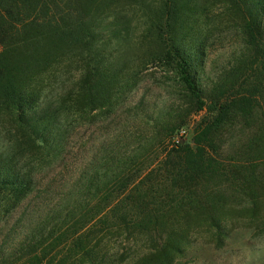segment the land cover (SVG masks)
Masks as SVG:
<instances>
[{
	"label": "trees",
	"instance_id": "trees-1",
	"mask_svg": "<svg viewBox=\"0 0 264 264\" xmlns=\"http://www.w3.org/2000/svg\"><path fill=\"white\" fill-rule=\"evenodd\" d=\"M218 6L233 17L246 49L205 88L206 39L194 49L184 44L198 18ZM263 17L264 0H0V123L9 127L0 133L19 140L16 150L8 145L0 152V264H101L99 240L131 229L170 255L182 233L170 231L173 243L165 242L161 207L175 210L179 202L196 205L191 210L216 226L213 196L202 187L226 179V172L208 150L215 152L216 139L236 123L250 128L254 115L264 119ZM151 67L181 96L158 115L146 113L145 97L124 108ZM201 112L210 119L187 145L179 133ZM116 119L122 125L113 139L93 147L68 181L69 145L78 130ZM251 140L245 154L264 155L263 135ZM155 151L160 162L149 159ZM21 156H28L22 165ZM56 165L43 183L39 176ZM248 166L245 183L264 176V168ZM228 172L235 181L241 175ZM148 200L163 206L148 208ZM131 204L153 222L130 225ZM118 207L125 209L119 227L107 225V213ZM96 226L102 236L91 245L87 231Z\"/></svg>",
	"mask_w": 264,
	"mask_h": 264
},
{
	"label": "rangeland",
	"instance_id": "rangeland-1",
	"mask_svg": "<svg viewBox=\"0 0 264 264\" xmlns=\"http://www.w3.org/2000/svg\"><path fill=\"white\" fill-rule=\"evenodd\" d=\"M197 21L198 28L187 36L184 45L188 49H194L200 41L206 39L204 43L206 59L201 77L203 87L210 88L211 83L216 81L222 72L234 65L233 60L238 58L246 47L233 27V17L225 15L223 9L219 6L212 9L209 14L204 13L202 19L198 18ZM140 34V28L133 31V40L136 41ZM130 63L136 65L135 59L134 61L132 59ZM142 74L144 75L142 83L128 97L124 108L134 107L142 97H145L146 113L158 115L162 114L164 109H169L172 103L181 96L170 85L167 77L155 68L151 67ZM209 119L210 117H207L205 112L191 115L183 127L185 133L182 137L183 143L191 145L200 131L198 129L199 124L209 121ZM252 120L255 123H250V128L240 122L224 131L216 139V144L213 146L215 152L211 149L208 150L211 158L226 172V179L213 178L212 181L202 187L204 193L213 196L211 201L214 202L218 219L216 226H213L197 210H191V207L197 208L194 204L179 202L177 205H181L175 210L170 209L169 206L161 207L165 213L164 218L161 220L166 233L162 235L165 242L170 240L169 243H173L171 238H167L170 231L174 230L182 233L176 240L177 252L170 255L158 254L155 251L156 244L151 243L149 238L140 232L138 234V230L130 228L129 233L106 235L102 240H99L101 243L97 252L101 264H264V176L261 177L259 174L256 183H245L249 178V176L246 178V172L253 168L248 164L253 165L254 168H264V155L245 154L246 147L252 144L254 140L251 139L254 136L263 135L264 137V119L254 115ZM118 123L122 125L121 120L116 119L111 122L99 123L96 126H84L78 130L69 145L68 165L70 166L71 175H69L68 181L75 180L76 168L81 169L87 163L93 147H97V145L111 138L113 139L119 129ZM131 127L130 122V130ZM8 128L7 124L0 123V130H8ZM17 143H19V140L15 142L14 137L6 138L4 134L0 133V152H4L8 145L16 150ZM158 153L159 151H155L154 156H149V159L158 156ZM76 154H80L79 159L76 158ZM27 157L21 156V165L26 163ZM161 159L162 156H158L159 162ZM60 167L56 165L42 173L39 177H46L43 183L52 178ZM240 168H245L246 171H240ZM231 169H238L241 172L236 181L229 175L228 170ZM56 179H60L59 176ZM62 185L63 181H59L55 186V190L58 191L56 195L59 194ZM164 189L161 194L164 193L166 197V194L169 195V193L166 188ZM49 201L54 204V201L57 203L59 200H57V197H51ZM148 201L149 203L146 204L148 208L163 206L159 205L161 200H157V202ZM134 205L131 204L126 209L130 213V220H132L130 225L140 224L144 226L147 220L151 219L139 216L143 211L139 207H134ZM37 209L34 210L35 216L40 214ZM123 210L125 209L118 207L109 211L105 223L119 227L118 219L121 214L120 211ZM46 211L45 209L43 212ZM170 211H174L176 215L173 216ZM19 213L20 210L11 217L9 222L15 221ZM133 220L140 222L135 223ZM151 221L153 222V220ZM1 227L2 225H0V229H2ZM87 233L85 235L87 234L86 237L91 241V245L98 240L97 238L102 236L99 226L90 228ZM165 242L163 241V244ZM66 264H78V259H71Z\"/></svg>",
	"mask_w": 264,
	"mask_h": 264
},
{
	"label": "built area",
	"instance_id": "built-area-1",
	"mask_svg": "<svg viewBox=\"0 0 264 264\" xmlns=\"http://www.w3.org/2000/svg\"><path fill=\"white\" fill-rule=\"evenodd\" d=\"M184 131H180L178 138H182L184 136Z\"/></svg>",
	"mask_w": 264,
	"mask_h": 264
}]
</instances>
